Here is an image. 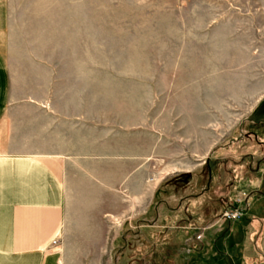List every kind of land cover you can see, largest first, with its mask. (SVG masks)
Returning a JSON list of instances; mask_svg holds the SVG:
<instances>
[{
    "label": "rangeland",
    "instance_id": "rangeland-1",
    "mask_svg": "<svg viewBox=\"0 0 264 264\" xmlns=\"http://www.w3.org/2000/svg\"><path fill=\"white\" fill-rule=\"evenodd\" d=\"M8 32L14 77L59 66L145 161L146 213L92 264H264V0H0Z\"/></svg>",
    "mask_w": 264,
    "mask_h": 264
},
{
    "label": "crops",
    "instance_id": "crops-1",
    "mask_svg": "<svg viewBox=\"0 0 264 264\" xmlns=\"http://www.w3.org/2000/svg\"><path fill=\"white\" fill-rule=\"evenodd\" d=\"M13 51L8 32L0 50V264H92L89 250L107 233L146 213L154 190L140 174L145 161L123 126L106 114L93 119L90 97L61 91L59 66L38 62L14 77Z\"/></svg>",
    "mask_w": 264,
    "mask_h": 264
}]
</instances>
